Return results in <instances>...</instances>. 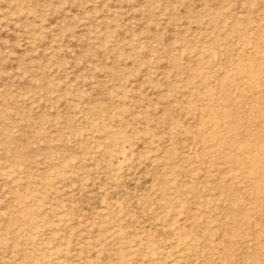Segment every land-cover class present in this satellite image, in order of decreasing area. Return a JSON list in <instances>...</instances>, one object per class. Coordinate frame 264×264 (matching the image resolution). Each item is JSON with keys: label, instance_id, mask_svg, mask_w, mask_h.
Instances as JSON below:
<instances>
[{"label": "rangeland", "instance_id": "374dc122", "mask_svg": "<svg viewBox=\"0 0 264 264\" xmlns=\"http://www.w3.org/2000/svg\"><path fill=\"white\" fill-rule=\"evenodd\" d=\"M0 264H264V0H0Z\"/></svg>", "mask_w": 264, "mask_h": 264}]
</instances>
